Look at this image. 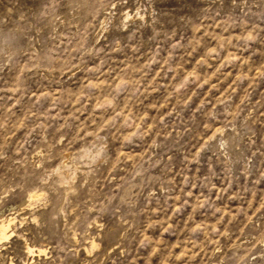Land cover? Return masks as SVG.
Returning a JSON list of instances; mask_svg holds the SVG:
<instances>
[{
  "label": "rangeland",
  "instance_id": "1",
  "mask_svg": "<svg viewBox=\"0 0 264 264\" xmlns=\"http://www.w3.org/2000/svg\"><path fill=\"white\" fill-rule=\"evenodd\" d=\"M1 213L0 264H264V0H0Z\"/></svg>",
  "mask_w": 264,
  "mask_h": 264
},
{
  "label": "bare ground",
  "instance_id": "2",
  "mask_svg": "<svg viewBox=\"0 0 264 264\" xmlns=\"http://www.w3.org/2000/svg\"><path fill=\"white\" fill-rule=\"evenodd\" d=\"M35 197H39V196H37L36 193L31 196L32 199L33 198L36 199ZM13 225H14V219L13 218H4L2 213L0 214V243L8 240L10 238V236L13 234ZM27 249H28V247H27Z\"/></svg>",
  "mask_w": 264,
  "mask_h": 264
}]
</instances>
